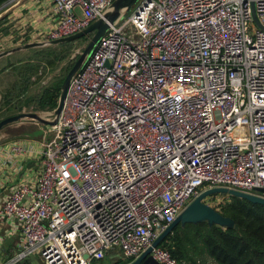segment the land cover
<instances>
[{"label":"built area","instance_id":"obj_1","mask_svg":"<svg viewBox=\"0 0 264 264\" xmlns=\"http://www.w3.org/2000/svg\"><path fill=\"white\" fill-rule=\"evenodd\" d=\"M23 1L7 0L0 19ZM48 1L36 34L46 45L115 0ZM54 119L33 182L0 204V247L18 240L0 264L131 263L206 189L264 198V0H139L109 24ZM150 256L179 264L160 246Z\"/></svg>","mask_w":264,"mask_h":264},{"label":"trees","instance_id":"obj_2","mask_svg":"<svg viewBox=\"0 0 264 264\" xmlns=\"http://www.w3.org/2000/svg\"><path fill=\"white\" fill-rule=\"evenodd\" d=\"M6 2L7 0H0V6ZM70 45L72 42L54 45L59 50L43 52L41 63L56 67L58 61L64 59V51ZM37 68L30 63L27 67L24 65L18 68V84L9 91L11 99L8 94L4 95L0 111L9 100H13L12 95L21 96L28 89L30 75ZM63 81L61 79L42 91L36 100L39 110H54L57 107ZM228 198L229 202L219 205L217 210L223 216L231 218L238 231L210 228L205 223L186 224L184 227L178 225L159 246L167 249L179 264H195L194 260L199 257H207L216 264H264V205L252 204L232 196Z\"/></svg>","mask_w":264,"mask_h":264},{"label":"crops","instance_id":"obj_3","mask_svg":"<svg viewBox=\"0 0 264 264\" xmlns=\"http://www.w3.org/2000/svg\"><path fill=\"white\" fill-rule=\"evenodd\" d=\"M50 10L51 4L48 0H25L5 14L0 19V53L21 47L26 44V40L30 42L37 41L36 34L47 29ZM26 28L30 29L27 31V39ZM24 65H26V49L0 57V82L5 73L10 72L12 76L10 87L5 90V93L3 92L2 96L0 95V106L5 94H8V98L11 97L9 91L15 84H18L19 77L17 75L20 71L18 68ZM25 93L26 91L18 97L12 95L13 100L8 101L7 105L10 108L16 107L18 109L13 115L26 109L25 99L22 100L23 104L17 107V101L20 103V99ZM14 101H16V105ZM43 139L42 137L41 141H37L27 138L26 122L22 121L10 124L0 131V204L3 203L4 198L10 194L12 187L16 184L33 182L36 173L39 171V160L35 153L39 152ZM13 143L22 144L28 149V154L12 155L9 153L7 149ZM17 242L16 239H7L1 245L0 258L2 260L7 259L13 253L17 247ZM39 262L42 264L40 260ZM20 264L33 263L27 261Z\"/></svg>","mask_w":264,"mask_h":264},{"label":"water","instance_id":"obj_4","mask_svg":"<svg viewBox=\"0 0 264 264\" xmlns=\"http://www.w3.org/2000/svg\"><path fill=\"white\" fill-rule=\"evenodd\" d=\"M138 1L139 0H115L112 5V10L107 12L103 16V18L93 22L85 30L75 35L50 42L49 45H60L63 43L74 42L80 40L85 36L91 35V39L88 45L86 46L85 50L81 53L79 58L75 61L74 65L69 70L67 76L65 77L61 85L57 107L52 112L55 117L58 116L62 109L71 78L81 68L85 59L90 56L94 48L99 43L101 37L107 31L109 24L114 23L118 19L123 18L125 15L130 13L132 8L138 3ZM45 45L46 44L40 42L26 43L25 45L15 48L11 51L0 53V57L7 56L8 54L13 53L15 51L25 49L30 50ZM23 120H30L32 122H36L37 124L44 125L45 127L52 126L55 124V119L53 121H48L40 118L39 115H37L36 113L22 112L0 120V131L10 124ZM256 191L264 193V189H258ZM215 194L229 195L238 199L246 200L252 204L264 205V198L258 197L256 195L242 193L240 191L228 189L225 187H214L206 189L202 191L185 207V209L177 216L174 222L171 223L162 233H160V235H158V237L152 242L150 247H148L137 259H135L129 264H159L152 259L150 253L152 249L158 247L161 242L178 225L184 227L186 224L196 225L200 223H205L210 228L215 227L217 229H233L235 231H238V227L235 225L234 221L231 218L223 216L217 209L205 203L206 198L211 197ZM110 259H112L111 256ZM27 261L32 262L33 264H40L39 260L33 256L29 257L26 260H23L21 263H25Z\"/></svg>","mask_w":264,"mask_h":264},{"label":"rangeland","instance_id":"obj_5","mask_svg":"<svg viewBox=\"0 0 264 264\" xmlns=\"http://www.w3.org/2000/svg\"><path fill=\"white\" fill-rule=\"evenodd\" d=\"M30 29L26 28V39L27 34ZM91 39V35L85 36L80 40L72 42V45L67 47L64 51V59L59 60L56 67H48L44 63H41L40 58L43 56V52L47 53L52 50H59L58 46L53 45H45L38 48L26 50V67L31 64L33 66H37V70L30 75L29 82H28V89L26 93L21 97L20 103L17 101V107L23 104L22 100H26V109L22 110L25 113H36L37 115L41 116L42 119H48L51 117L53 110H39L37 107V98L41 95L42 91L55 83L61 81V79H65L69 70L72 68L71 65H74L75 61L79 58L81 53L85 50L86 46L88 45ZM39 41V40H38ZM38 41H27L26 43H39ZM12 76L11 73H5L2 81L0 82V95L5 93L6 89H8L11 85ZM16 101H14V104ZM4 108L0 111V120L6 118V116L17 112L18 109L10 108L9 105L3 106ZM20 112V111H19ZM22 122H26V136L31 140L41 141L42 137L44 140L49 141L53 138V134L51 133L50 126H44L41 124H37L36 122H32L30 120H24ZM245 131H247L245 129ZM243 140H246L245 138ZM229 195H220L215 194L211 197L205 199V203L210 205L211 207L218 209V205H224L229 202ZM219 203V204H217ZM128 260H116L113 262L109 257L106 259L107 264H125ZM195 264H216L215 262H210L207 257H199L196 258Z\"/></svg>","mask_w":264,"mask_h":264},{"label":"flooded vegetation","instance_id":"obj_6","mask_svg":"<svg viewBox=\"0 0 264 264\" xmlns=\"http://www.w3.org/2000/svg\"><path fill=\"white\" fill-rule=\"evenodd\" d=\"M106 259H108V257H106V258L102 261L104 264H107V263H106Z\"/></svg>","mask_w":264,"mask_h":264},{"label":"bare ground","instance_id":"obj_7","mask_svg":"<svg viewBox=\"0 0 264 264\" xmlns=\"http://www.w3.org/2000/svg\"><path fill=\"white\" fill-rule=\"evenodd\" d=\"M40 118H42L41 116H39Z\"/></svg>","mask_w":264,"mask_h":264}]
</instances>
